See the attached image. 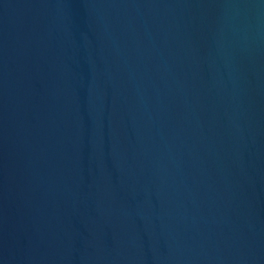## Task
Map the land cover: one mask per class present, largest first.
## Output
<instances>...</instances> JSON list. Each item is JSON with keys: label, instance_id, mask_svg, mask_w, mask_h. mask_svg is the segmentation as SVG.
Masks as SVG:
<instances>
[{"label": "water", "instance_id": "obj_1", "mask_svg": "<svg viewBox=\"0 0 264 264\" xmlns=\"http://www.w3.org/2000/svg\"><path fill=\"white\" fill-rule=\"evenodd\" d=\"M0 264H264V0H0Z\"/></svg>", "mask_w": 264, "mask_h": 264}]
</instances>
